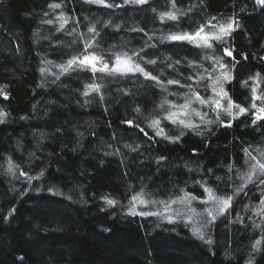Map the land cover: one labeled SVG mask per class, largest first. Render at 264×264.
Returning a JSON list of instances; mask_svg holds the SVG:
<instances>
[{"label":"trees","instance_id":"obj_1","mask_svg":"<svg viewBox=\"0 0 264 264\" xmlns=\"http://www.w3.org/2000/svg\"><path fill=\"white\" fill-rule=\"evenodd\" d=\"M54 3L61 7H49ZM162 12L185 15L162 22ZM233 21L239 27L234 23L235 30L222 43L212 41V48L165 39ZM92 25L100 35L85 53ZM133 51L145 61L156 60L146 70L159 76L166 90L141 75L93 74L85 66L61 74L58 67L86 54L104 65L115 54ZM219 69V75L231 71L224 89L249 113L232 120L231 127L204 123L190 109L180 118L198 128L162 119L167 113L159 105L165 98L177 105L192 98L188 87L167 80L191 83L212 98L206 85L213 80L207 77L214 79ZM0 93L6 113L0 122V264H264V214H257L264 185L248 184L214 224H207L210 217L203 213L205 207L214 209L213 202L192 201L194 216L180 211L187 202L171 203L186 192L207 199L201 185L217 196L233 195L249 167L244 149L264 159V121L252 124V113L264 107V6L256 0H177L176 8L171 0L112 8L86 0H0ZM192 108L207 113L205 120L216 118L211 107L193 102ZM156 118L167 135L183 136L176 142L156 136L157 129L148 127ZM139 193L156 203L145 207L132 201ZM133 203L137 213L161 215H130ZM196 227L204 240L193 234ZM257 240L261 243L253 247Z\"/></svg>","mask_w":264,"mask_h":264},{"label":"snow or ice","instance_id":"obj_2","mask_svg":"<svg viewBox=\"0 0 264 264\" xmlns=\"http://www.w3.org/2000/svg\"><path fill=\"white\" fill-rule=\"evenodd\" d=\"M88 3H97L101 4L105 7L112 8V7H123L124 5L132 4V5H144L149 2V0H123V4H111L107 3L106 0H86ZM256 2L264 6V0H256ZM173 8H176L177 6V0H171ZM49 7L57 9L60 8L61 5L59 3H54L49 5ZM196 7V5H193L188 9V12L192 11V8ZM155 11V9H153ZM160 19L163 22L165 18L172 20V21H178L180 16L185 15V13L181 12L178 16L176 13L173 12H162L159 14ZM212 19H216L213 17ZM48 24H52L53 21L49 19L46 21ZM67 23V20H64L63 23L60 24L59 30H62L64 28V25ZM110 23V22H109ZM236 23L233 21V23H229L226 26H221L220 28V34H208L205 33L203 37H201V33H204L205 27L207 25H200L197 30L193 33L184 32L182 34L180 33H173L169 34L165 37V39L171 40V41H187L189 43H195L196 47H206V48H212L213 43L215 42H223L224 37L229 36L231 31H234L233 24ZM108 25H105L107 27ZM117 30H119V25L115 26ZM215 27V26H213ZM236 27H239L238 23H236ZM133 31H141L143 32V29H133ZM88 32L93 34V39H90L84 46V52L88 53V49L93 48L96 44L95 37L99 36L100 33L96 29L95 25H92L88 28ZM197 37H201L203 40V44L197 42ZM150 38V37H149ZM143 49H141V52ZM224 52L227 56H232V52L228 51L227 49H224ZM133 56L137 57L145 66H142V63L137 62L136 60H133ZM246 58V57H245ZM100 58L97 57L94 54H86L83 55V58L80 56H73L71 59H69L66 63V65H58V67L61 69V74L67 73L70 69L75 70L76 68L83 66H90L93 74L96 72H107L108 74H115V75H121V76H136L141 75L144 77L145 80L153 81L155 85L160 86L162 90H166L164 82L159 78L157 75H153L152 71L146 70V65L149 64H156V60H144V57L140 55V52L133 51L131 55H129L127 52L122 54H115V60L113 61L111 57H109V62L104 63L102 68L97 67L96 61H98ZM220 62L219 60L217 61ZM51 63V61H49ZM177 64L180 63L179 60L176 61ZM111 65V67H110ZM171 66V65H170ZM222 68H227V63H221L220 65ZM42 72L44 69L41 70ZM259 75V74H257ZM208 79H212L213 83L212 85H206L207 87H211L213 93L215 96L213 98H205L201 96L200 92L198 90L193 89V86L191 83L188 84H181L180 80L177 79H169L167 80V85H179L180 87H188L191 90V97L192 98H186L185 102L183 104H175L166 98L162 101V103L159 105V108L163 109L167 114L162 117L163 120H167L171 122L172 124H178L184 128L193 129L198 128L199 125L193 124L191 121H186L184 119H181V116H188L189 115V109L191 110V113L198 116L204 123L212 124V123H219L223 127H231L232 126V120H235L239 118L241 115H245L249 113L251 110L246 107H242L239 104L234 103L231 98L228 96L227 91L224 89V82L230 81L233 77L231 75V71H225L222 72L220 75L216 76L214 79L213 77L209 76ZM57 79H59V76H57ZM187 81H191L193 77L188 76L185 78ZM200 81H203L205 79L204 76H200ZM247 83V82H245ZM89 89H91L94 92L100 91L99 85H89ZM255 91V90H253ZM2 94V93H0ZM125 95H128L129 93L127 91L124 92ZM84 95H89L88 92H85ZM5 98H7L5 96ZM194 98V100H193ZM103 99V97H101ZM255 99H261V97H255ZM193 102H197L200 105H204L206 107H211L212 110L216 113L215 120H205V116H207V113H201L200 111H197L195 108H192ZM166 105H170L171 109H176V111H172L169 108H166ZM253 109L257 108V105L255 103L251 106ZM233 109H236L237 111H233ZM135 111L139 112L140 108L137 107ZM222 115H226L227 117H230L231 119L228 121H225L221 119ZM252 115L255 116V119L252 120V124H256L257 121H264V107H259L258 112L252 113ZM6 116V113L3 112V110H0V122H3V118ZM129 125H132V121L128 120L126 121ZM161 125V118H156L151 121V123L148 125L150 128L157 129L155 132V135L158 137H162L163 139L176 142L180 139L181 136H183V132H181L178 136H169L165 133L164 128L160 126ZM136 127H139V124L135 125ZM141 132H144L143 128H140ZM147 135V133H145ZM133 151H136L135 148L132 149ZM245 154L249 157V161L247 162L249 167L248 171L243 174V176L240 177V179L244 180V183L240 185L233 195H221L217 196L211 188L205 187L204 185H201L204 188V193L207 194V199H200L197 196L192 195L191 193L186 192L183 196H179L176 199L172 200L171 203H185L187 202L188 205H191L192 201L199 200L201 204H208L209 202L214 203V209L213 208H207L205 207L203 209V213L207 215V217H210V219L207 220V224H214L217 217L225 215V213L232 207V200L233 196L242 192L244 188L248 186V184H258V185H264V159H257L256 156L252 155V153L248 152L247 149H244ZM260 156L264 157V151L260 152ZM163 159V157H161ZM10 172L12 171V166L10 164L9 169ZM229 171H231V166H229ZM21 175H26V173H21ZM40 175H43V172L40 173ZM29 179H38V177H29ZM217 180L220 179V177L216 178ZM143 193H139L132 197V201H138L140 204L147 206L148 203H156V201H146L143 198ZM106 203L109 206H114L116 201L112 199L106 198ZM160 203H165L164 201H160ZM262 207H260L258 215L264 214V200L261 201ZM168 205L166 204V207ZM135 203H133L132 207L129 209L130 215H142V216H152L156 215L159 216L161 213L158 212H150V211H141L137 213L135 211ZM190 211H195V209L190 208ZM14 211V210H13ZM11 214V213H10ZM191 221V217L188 218ZM168 222H173L172 217H167ZM255 227H260L259 224L255 225ZM193 234L198 236L199 239L204 240V234L200 231L199 227L193 228ZM206 243L211 244L212 241L209 239L206 241ZM261 243L260 240H257L253 247L258 246Z\"/></svg>","mask_w":264,"mask_h":264},{"label":"rangeland","instance_id":"obj_3","mask_svg":"<svg viewBox=\"0 0 264 264\" xmlns=\"http://www.w3.org/2000/svg\"><path fill=\"white\" fill-rule=\"evenodd\" d=\"M220 28H221V26H218V25H216L215 27H209V29H207V30H204V33H201V37H203V35L205 34V33H208V34H220ZM201 37H197V42L198 43H201V44H203V40L201 39ZM187 42V41H186ZM190 44H193V45H195V43H190ZM196 46V45H195ZM204 48H206V47H204ZM134 59V58H133ZM96 64H97V67H99V68H102L103 67V63H101V60L99 59L98 61H96ZM83 66V65H82ZM86 67V66H85ZM111 67V66H110ZM87 68H91L90 66H88ZM219 72H220V69L219 70H217V71H215V73H214V76H218L219 75ZM103 73H105V72H103ZM212 98L215 96V94L213 93V91H212ZM233 111L235 112V111H237L236 109H233ZM152 206H155V204H152ZM182 207H183V209L181 208L180 209V211L182 212V211H185L186 212V214L185 215H189V214H191V215H193L192 214V212L189 210V205L186 203V204H184V205H182ZM183 214V213H182ZM181 214V215H182ZM194 216V215H193ZM187 217V216H186ZM181 218V217H180ZM183 218V217H182ZM183 220L184 221H188L189 219H186V218H183Z\"/></svg>","mask_w":264,"mask_h":264}]
</instances>
